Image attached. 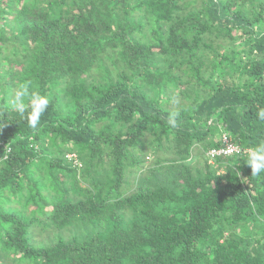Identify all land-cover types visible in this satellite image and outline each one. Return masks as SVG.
I'll return each instance as SVG.
<instances>
[{"label":"trees","instance_id":"1","mask_svg":"<svg viewBox=\"0 0 264 264\" xmlns=\"http://www.w3.org/2000/svg\"><path fill=\"white\" fill-rule=\"evenodd\" d=\"M5 70L0 264H264V0H0Z\"/></svg>","mask_w":264,"mask_h":264},{"label":"clouds","instance_id":"2","mask_svg":"<svg viewBox=\"0 0 264 264\" xmlns=\"http://www.w3.org/2000/svg\"><path fill=\"white\" fill-rule=\"evenodd\" d=\"M49 103L48 95L29 92V86L26 83L21 84L15 93V107L20 116L25 118L29 127L33 129L39 126L41 116L47 110ZM177 115L179 113H174L168 118V124L173 128L177 126ZM256 116L258 120L264 121V108H260ZM245 162L250 166L251 176L259 177L264 173V140L247 150Z\"/></svg>","mask_w":264,"mask_h":264},{"label":"built area","instance_id":"3","mask_svg":"<svg viewBox=\"0 0 264 264\" xmlns=\"http://www.w3.org/2000/svg\"><path fill=\"white\" fill-rule=\"evenodd\" d=\"M220 140L222 145L217 148H211L207 151V160L214 163L218 156H229L234 153L246 152L248 149L241 148L227 133H222Z\"/></svg>","mask_w":264,"mask_h":264},{"label":"rangeland","instance_id":"4","mask_svg":"<svg viewBox=\"0 0 264 264\" xmlns=\"http://www.w3.org/2000/svg\"><path fill=\"white\" fill-rule=\"evenodd\" d=\"M219 41H222V43L226 44V41H223V40H221V39H219ZM6 71H7V70H5L4 73H1V74H0V83L4 81V79H5V78H4V75H5ZM12 102H13V100H12ZM194 157H198L200 160L203 158L201 152H197V151L195 152ZM198 163H199V162H198ZM151 164H152V162L148 160V162H146V163L144 164V166H145V167H148V166H150ZM137 175H138V170L133 169L132 174H131V176H130V180H131V181L134 180L135 177H136ZM134 187H135V186H134V183H132L128 188H126V189H127L126 194L131 193V192L133 191ZM34 236H35L34 239H36L37 241H38V240H39V241L48 240V232L39 229V227L35 230V235H34ZM37 241H36V242H37Z\"/></svg>","mask_w":264,"mask_h":264}]
</instances>
